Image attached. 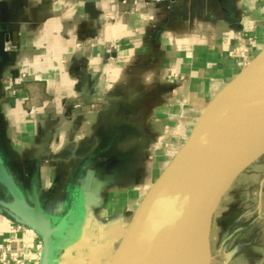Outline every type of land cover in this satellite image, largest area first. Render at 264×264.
Returning a JSON list of instances; mask_svg holds the SVG:
<instances>
[{
    "label": "crops",
    "instance_id": "1",
    "mask_svg": "<svg viewBox=\"0 0 264 264\" xmlns=\"http://www.w3.org/2000/svg\"><path fill=\"white\" fill-rule=\"evenodd\" d=\"M263 49L264 0H0V148L52 219L77 196L89 236L69 262L111 264L197 116ZM22 65L40 79L9 98ZM118 193L132 207L103 225ZM16 225L0 212V242L29 257L40 238ZM254 237L221 230L218 264H263Z\"/></svg>",
    "mask_w": 264,
    "mask_h": 264
},
{
    "label": "water",
    "instance_id": "2",
    "mask_svg": "<svg viewBox=\"0 0 264 264\" xmlns=\"http://www.w3.org/2000/svg\"><path fill=\"white\" fill-rule=\"evenodd\" d=\"M263 155L264 49L197 116L134 210L111 264L212 260L226 221L264 192V172L254 170L264 166ZM0 189L6 194V199L0 197V212L39 236L40 264H66L87 240L84 232L79 243L56 258L60 226L45 210L37 183L25 187L1 148Z\"/></svg>",
    "mask_w": 264,
    "mask_h": 264
},
{
    "label": "rangeland",
    "instance_id": "3",
    "mask_svg": "<svg viewBox=\"0 0 264 264\" xmlns=\"http://www.w3.org/2000/svg\"><path fill=\"white\" fill-rule=\"evenodd\" d=\"M174 144V146L176 147L178 145V143H172ZM166 159L167 158H163L160 162L156 163L155 165L157 166V164L159 165V167L164 166V164L166 163ZM263 161H264V155L262 157ZM155 165L153 166V168L155 167ZM256 171L257 174L259 173H263L264 172V166L262 167H257L254 169ZM129 192V191H128ZM127 194L125 195H120L115 194L113 195L112 199L110 200V203L107 205L106 209L104 211H102V213L100 214L101 217V222L103 225H106L107 223L112 222L113 220L117 219L120 217L121 212L126 209L127 207H132V202L128 201L126 199ZM124 197V198H123ZM256 204H254L252 206V208L255 207ZM257 214L260 216L264 215V196L260 198L258 204H257ZM84 223L82 220V216L81 213L79 214V212L76 210L73 212H70L68 216H66V219L63 221L62 225L59 224L60 229H61V233L60 235L57 237L56 241L57 244L59 246V256H61L64 251H66L67 249H69L72 246H75L77 243L80 242V240L83 237V233L81 230V224ZM98 227L97 225L95 226L96 230ZM60 236H63L62 238H60ZM94 240V239H93ZM103 243V240H102ZM75 255V254H74ZM73 255V256H74ZM108 254L106 255H102L101 257V262L105 263L108 259ZM90 257L86 256V259H89ZM219 258V257H218ZM221 259H215L214 260V264H218L219 261ZM81 261L80 264H89L87 263L88 261ZM221 262V261H220ZM66 264H74L69 262V259L67 260ZM77 264V263H75ZM213 264V262H212ZM264 264V261H263Z\"/></svg>",
    "mask_w": 264,
    "mask_h": 264
},
{
    "label": "built area",
    "instance_id": "4",
    "mask_svg": "<svg viewBox=\"0 0 264 264\" xmlns=\"http://www.w3.org/2000/svg\"><path fill=\"white\" fill-rule=\"evenodd\" d=\"M32 79L36 80L40 78L34 75L29 66L22 65L19 68V74L15 81H8L6 84L7 96L14 99L18 94V87ZM15 229L24 230L26 233L32 231L31 229L21 225H16ZM41 253V240L36 245V252L29 257L22 252L13 250L9 241L0 242V264H40Z\"/></svg>",
    "mask_w": 264,
    "mask_h": 264
},
{
    "label": "flooded vegetation",
    "instance_id": "5",
    "mask_svg": "<svg viewBox=\"0 0 264 264\" xmlns=\"http://www.w3.org/2000/svg\"><path fill=\"white\" fill-rule=\"evenodd\" d=\"M263 196H264V192L261 196L256 197V199L253 202H251L248 207H246L241 212H239L235 217L226 221V226L224 227V235L225 236L227 234H229L230 232H235L239 228V226H241V225L245 229H247V226H248L251 228L252 232L255 230L254 239L258 240V242H260L264 248V215L263 216L258 215L257 210H256L257 204H258L260 198ZM0 197L2 199H6V194H5L4 190L1 191ZM74 201L75 202L73 203V205H71L68 210L63 212L59 218L52 219L54 226H58L61 222H63L66 219V216H68L70 212H73L74 210L76 212L77 206L75 203L77 201V196L74 197ZM42 202H43V200H42ZM254 204H256V205L254 208H252V206ZM257 225L259 227H256ZM59 252H60V250L57 251L56 258L59 257ZM213 254L214 255L218 254L219 258L223 256L222 254L216 252V245L213 246V248H212V256H213Z\"/></svg>",
    "mask_w": 264,
    "mask_h": 264
},
{
    "label": "bare ground",
    "instance_id": "6",
    "mask_svg": "<svg viewBox=\"0 0 264 264\" xmlns=\"http://www.w3.org/2000/svg\"><path fill=\"white\" fill-rule=\"evenodd\" d=\"M212 261L213 260H210L209 258H205L200 264H212Z\"/></svg>",
    "mask_w": 264,
    "mask_h": 264
}]
</instances>
